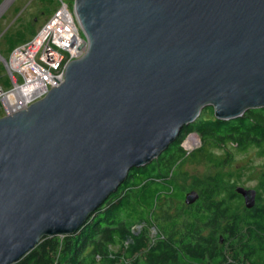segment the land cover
Returning <instances> with one entry per match:
<instances>
[{
  "label": "water",
  "instance_id": "water-1",
  "mask_svg": "<svg viewBox=\"0 0 264 264\" xmlns=\"http://www.w3.org/2000/svg\"><path fill=\"white\" fill-rule=\"evenodd\" d=\"M72 3L85 53L43 99L0 118V264L77 232L203 108L218 120L264 108V0ZM235 191L254 205L255 191Z\"/></svg>",
  "mask_w": 264,
  "mask_h": 264
},
{
  "label": "trees",
  "instance_id": "trees-1",
  "mask_svg": "<svg viewBox=\"0 0 264 264\" xmlns=\"http://www.w3.org/2000/svg\"><path fill=\"white\" fill-rule=\"evenodd\" d=\"M198 115L165 152L131 169L77 232L40 237L14 264H256L264 255V237L257 233L264 230L260 197L251 209H241L234 183L216 177L211 187L196 184L198 199L187 205V190L176 180L179 166L194 157L181 147L191 132L200 138L199 152L222 151V165L231 160V149H255L264 159V108L248 109L231 120L216 119L210 106ZM257 177L256 190L264 194V165ZM141 221L154 225L158 237L151 242L143 231L125 244L131 226ZM220 238L228 246L219 247Z\"/></svg>",
  "mask_w": 264,
  "mask_h": 264
},
{
  "label": "built area",
  "instance_id": "built-area-1",
  "mask_svg": "<svg viewBox=\"0 0 264 264\" xmlns=\"http://www.w3.org/2000/svg\"><path fill=\"white\" fill-rule=\"evenodd\" d=\"M57 1L58 8L38 33L15 47L7 60H2L9 86L0 85V118L25 110L43 99L50 90L63 83L67 64L85 53L87 39L73 16V3L69 7L63 0ZM198 145L196 137L191 150ZM183 148L186 154L191 152L186 143ZM143 231L151 242L158 237L154 225L141 221L131 226L125 244Z\"/></svg>",
  "mask_w": 264,
  "mask_h": 264
},
{
  "label": "rangeland",
  "instance_id": "rangeland-1",
  "mask_svg": "<svg viewBox=\"0 0 264 264\" xmlns=\"http://www.w3.org/2000/svg\"><path fill=\"white\" fill-rule=\"evenodd\" d=\"M63 1L69 7L73 2L72 0ZM57 2V0H0V56L4 60L8 59L15 47L26 43L38 33L58 8L59 3ZM8 81L3 61L0 59V85L7 88ZM192 134L198 138V141L200 140L195 132L188 133L187 136ZM186 139L181 140L182 148L185 143L187 147L189 138ZM200 147L201 141L189 152L190 155L194 154V157L187 158L183 165L179 166L180 173L176 181L186 188V192H198L195 188L196 184L211 187L216 177L226 182H233L234 187L257 188V176L264 165V159L258 156L255 149H248L245 153L231 149V160L222 165L221 158L224 156L222 151L216 148H205L203 153L199 152ZM258 194L260 201L264 202V194L261 192ZM242 208L245 209L243 203Z\"/></svg>",
  "mask_w": 264,
  "mask_h": 264
},
{
  "label": "flooded vegetation",
  "instance_id": "flooded-vegetation-1",
  "mask_svg": "<svg viewBox=\"0 0 264 264\" xmlns=\"http://www.w3.org/2000/svg\"><path fill=\"white\" fill-rule=\"evenodd\" d=\"M238 187H242V186H238ZM236 188H237V187H234V190H233V191H234L235 194H237V195L241 198V203H243V205L245 206L244 197H243L241 194H239V193H237V192L235 191ZM243 188H244V187H243ZM245 189L255 191V205H256V203L259 202V201H258V199H259L258 190H256V189H249V188H245ZM190 192H192V191L185 192V196H186L188 193H190ZM193 192L196 193L197 196H199V193H198L197 191H193ZM197 199H198V198H197ZM184 200H185V199H184ZM196 201H197V200H196ZM196 201H195V202H196ZM195 202H194V203H195ZM184 203L186 204V202H184ZM187 205H193V204H187ZM255 205H254V206H255ZM262 205H264V203H263ZM254 206H253V207H254ZM245 209H251V208H246V206H245ZM257 233H258V235H261V236L264 237V230H263L262 232L257 231ZM261 239H262V241H264L263 238H261ZM225 243H226V242H224V240H223L222 238H220L218 246H219V247L228 246V245H226ZM263 257H264V255L259 256V257L257 258V262H256V264H264Z\"/></svg>",
  "mask_w": 264,
  "mask_h": 264
},
{
  "label": "bare ground",
  "instance_id": "bare-ground-1",
  "mask_svg": "<svg viewBox=\"0 0 264 264\" xmlns=\"http://www.w3.org/2000/svg\"><path fill=\"white\" fill-rule=\"evenodd\" d=\"M0 59H1V60H4L1 56H0ZM185 126H186V125H185ZM188 138H189V140H188V142H187V143H188V144H187V148L191 150V147H192L193 143L196 141V137H195L194 135H191V136H189ZM171 144H172V143H171ZM169 146H170V145H169ZM169 146H168V147H169ZM187 155H188V154H187ZM138 168H139V167H138ZM197 198H198V197H197ZM196 200H197V199H196ZM196 200H195V201H196ZM104 202H105V201H104ZM193 203H194V202H193ZM186 204H189V203H186ZM190 204H192V203H190ZM253 204L255 205V203H253ZM254 205H253V206H254ZM253 206H252V207H253ZM252 207H251V208H252Z\"/></svg>",
  "mask_w": 264,
  "mask_h": 264
}]
</instances>
